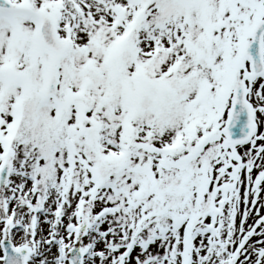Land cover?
Here are the masks:
<instances>
[{"label": "snow or ice", "instance_id": "snow-or-ice-1", "mask_svg": "<svg viewBox=\"0 0 264 264\" xmlns=\"http://www.w3.org/2000/svg\"><path fill=\"white\" fill-rule=\"evenodd\" d=\"M264 0H0V264H264Z\"/></svg>", "mask_w": 264, "mask_h": 264}, {"label": "rangeland", "instance_id": "rangeland-1", "mask_svg": "<svg viewBox=\"0 0 264 264\" xmlns=\"http://www.w3.org/2000/svg\"><path fill=\"white\" fill-rule=\"evenodd\" d=\"M264 193H262V195H263Z\"/></svg>", "mask_w": 264, "mask_h": 264}]
</instances>
